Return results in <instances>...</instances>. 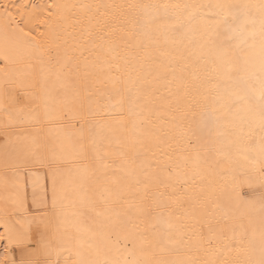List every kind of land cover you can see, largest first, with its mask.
Wrapping results in <instances>:
<instances>
[{"label": "snow or ice", "instance_id": "snow-or-ice-1", "mask_svg": "<svg viewBox=\"0 0 264 264\" xmlns=\"http://www.w3.org/2000/svg\"><path fill=\"white\" fill-rule=\"evenodd\" d=\"M13 7L3 183L38 165L52 196L4 198L0 264H264V0Z\"/></svg>", "mask_w": 264, "mask_h": 264}, {"label": "bare ground", "instance_id": "bare-ground-1", "mask_svg": "<svg viewBox=\"0 0 264 264\" xmlns=\"http://www.w3.org/2000/svg\"><path fill=\"white\" fill-rule=\"evenodd\" d=\"M131 2H143V3H157L166 2V0H0V86L3 85L5 79L4 69H5V56L8 57L7 71L13 79V87H16L19 83L25 81L27 77L24 73L27 71V66L24 61L21 60L23 55V50L17 45L15 39L12 37V30H8V38H5V31L3 27V16L5 15V6H7L8 12L15 16L16 20L20 19L17 12L21 9L13 7L14 5H26L28 8V13L38 15L41 19L44 18L46 13L43 10L34 11V9H41V6L47 7L48 4L53 5H87V4H127ZM172 2L180 3H205V2H216V0H172ZM243 2V0H239ZM55 12V9H52ZM28 13H25L27 15ZM72 13H76V18L72 19ZM68 19L65 21H60L55 15L48 17L52 22L53 26H59L61 29V38L67 40L69 47H71L74 41H79L83 43L81 36V24L87 23V13L82 10L72 9L68 14ZM37 29L41 27L38 23L29 24L25 27H33ZM20 91L19 88H16ZM27 126H17L12 129L14 133H21ZM3 140V128L0 127V142ZM10 176L9 187L6 190L3 183V165L0 162V208L3 207L4 198L10 197L14 198L17 193L24 200V205L26 208L33 210V201L42 202L45 198L47 199L49 205L51 204V180L48 175L46 168H41L40 166L21 168L14 178ZM245 193L249 192V189H243ZM255 194L259 195V190H256ZM11 206V203H10ZM86 224L89 222L87 219L84 221ZM15 223V222H14ZM18 227V225H17ZM3 224L0 222V233L3 232ZM0 241V244H3Z\"/></svg>", "mask_w": 264, "mask_h": 264}]
</instances>
